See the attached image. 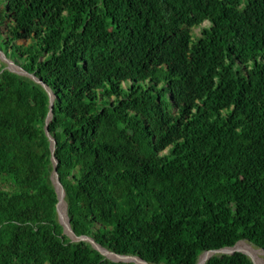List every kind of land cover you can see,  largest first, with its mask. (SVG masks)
Masks as SVG:
<instances>
[{
    "label": "trees",
    "instance_id": "obj_1",
    "mask_svg": "<svg viewBox=\"0 0 264 264\" xmlns=\"http://www.w3.org/2000/svg\"><path fill=\"white\" fill-rule=\"evenodd\" d=\"M0 53V264H133L54 167L111 253L264 250V0H0Z\"/></svg>",
    "mask_w": 264,
    "mask_h": 264
},
{
    "label": "water",
    "instance_id": "obj_2",
    "mask_svg": "<svg viewBox=\"0 0 264 264\" xmlns=\"http://www.w3.org/2000/svg\"><path fill=\"white\" fill-rule=\"evenodd\" d=\"M0 57L6 61V63H7V65H8L10 70H12L14 72H17V73H24V72H22V70H20V68L19 69H18V67L15 68L14 65L10 61L6 60L1 53H0ZM32 79H34V81L42 84L40 82V80H38L37 78H35L33 76H32ZM42 86L44 87L43 84H42ZM51 110H52V101L50 100L49 113H48V115L46 117V120H45L44 130H45V134L48 137L49 141L51 142L52 146H54L55 141H54V139L52 137H50L48 129H47L49 118L51 116ZM51 153H52L51 159H52V162L55 165L56 164V159H55V157L53 155V148L51 149ZM54 184H55V191H56L57 196H58V202L56 204V213H57V216H58V220H59L60 224L62 225V227L64 228V230L68 233V235L73 240H76V241H81V240L89 241L94 246V248L97 251H99L102 255H104L106 258L111 259L110 257H114V258L118 259V260L111 259L113 261H122L124 263H133V264H147L145 261H143V260H141V259H139L137 257L118 255V254L111 253V252H109L107 250L101 249L92 240H90L87 236H75L73 234L72 230L70 229L69 222H68L67 218H64V216L61 213V207H62V204H63V197H64V189H63V187L61 186V184H60V182L58 180V175L56 173L55 167H54ZM241 244L247 246L249 249H251L255 253L256 256H259V257H261L264 260V250H262L260 248H256V247H254L252 244H250L248 242H238L232 247H227V248H223V249H220V250H213V251H207V252L202 253V255L200 256V258H199V260L197 262V264H205V262L213 255L230 256V255H233L235 253L244 254L245 256H247L250 259L252 264H256L254 258L250 254H248L247 252H244L243 250L240 249Z\"/></svg>",
    "mask_w": 264,
    "mask_h": 264
},
{
    "label": "bare ground",
    "instance_id": "obj_3",
    "mask_svg": "<svg viewBox=\"0 0 264 264\" xmlns=\"http://www.w3.org/2000/svg\"><path fill=\"white\" fill-rule=\"evenodd\" d=\"M61 213L63 216H65L63 206L61 207ZM65 218H66V216H65ZM240 249L243 250L244 252H247L248 254H250L254 258L256 264H264V260L261 257L256 256L255 253L251 249H249L247 246H245V245L240 246ZM111 258L114 260H118L114 257H111Z\"/></svg>",
    "mask_w": 264,
    "mask_h": 264
}]
</instances>
